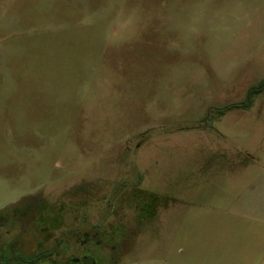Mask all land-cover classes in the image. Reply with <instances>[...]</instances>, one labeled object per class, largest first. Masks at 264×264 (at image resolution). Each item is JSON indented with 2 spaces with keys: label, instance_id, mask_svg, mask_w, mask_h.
Segmentation results:
<instances>
[{
  "label": "rangeland",
  "instance_id": "1",
  "mask_svg": "<svg viewBox=\"0 0 264 264\" xmlns=\"http://www.w3.org/2000/svg\"><path fill=\"white\" fill-rule=\"evenodd\" d=\"M261 81L264 0H0V243L224 264L264 176Z\"/></svg>",
  "mask_w": 264,
  "mask_h": 264
},
{
  "label": "crops",
  "instance_id": "2",
  "mask_svg": "<svg viewBox=\"0 0 264 264\" xmlns=\"http://www.w3.org/2000/svg\"><path fill=\"white\" fill-rule=\"evenodd\" d=\"M251 182L248 199L237 205L236 212L247 222L233 225V254L221 256L224 264H264V176H255Z\"/></svg>",
  "mask_w": 264,
  "mask_h": 264
},
{
  "label": "trees",
  "instance_id": "3",
  "mask_svg": "<svg viewBox=\"0 0 264 264\" xmlns=\"http://www.w3.org/2000/svg\"><path fill=\"white\" fill-rule=\"evenodd\" d=\"M262 90H264V81H261L255 86L250 87L248 94H247V101L245 103L246 106H249L253 100L256 94L260 93ZM239 104L231 105V107L227 108H233V107H240ZM225 109L222 110L224 112ZM43 209H41L42 212ZM36 216V218H32L33 221L31 224L26 227L24 230H37L40 234H44L45 227L43 226L44 221L42 219L45 218V214H33ZM31 219V220H32ZM40 221V227L32 226L36 221ZM59 242H61L59 240ZM13 241H10L9 243H0V264H63L64 261H68L70 264H78V261H81L84 256L82 254H76L72 253L65 257L63 255L65 252H58V247H54L51 250H45L42 247L40 249H37L33 251L32 253H28L26 250V246L24 247V250L19 251H7L5 248L6 246H11ZM4 245V246H1ZM69 246L66 247L65 250H67ZM2 250V251H1ZM5 250V251H3ZM61 253V254H60Z\"/></svg>",
  "mask_w": 264,
  "mask_h": 264
},
{
  "label": "flooded vegetation",
  "instance_id": "4",
  "mask_svg": "<svg viewBox=\"0 0 264 264\" xmlns=\"http://www.w3.org/2000/svg\"><path fill=\"white\" fill-rule=\"evenodd\" d=\"M84 257L88 260L89 264H97L98 263L96 260H94L93 258H91L89 256H84Z\"/></svg>",
  "mask_w": 264,
  "mask_h": 264
}]
</instances>
